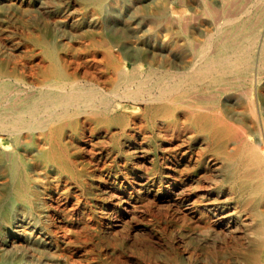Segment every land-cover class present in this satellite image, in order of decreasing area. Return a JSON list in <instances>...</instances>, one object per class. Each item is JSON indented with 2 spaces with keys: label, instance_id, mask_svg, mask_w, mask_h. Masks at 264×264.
Here are the masks:
<instances>
[{
  "label": "bare ground",
  "instance_id": "1",
  "mask_svg": "<svg viewBox=\"0 0 264 264\" xmlns=\"http://www.w3.org/2000/svg\"><path fill=\"white\" fill-rule=\"evenodd\" d=\"M0 264H264V0H0Z\"/></svg>",
  "mask_w": 264,
  "mask_h": 264
}]
</instances>
